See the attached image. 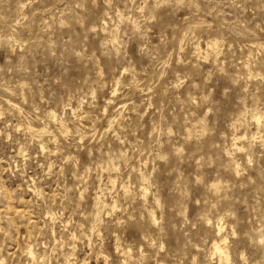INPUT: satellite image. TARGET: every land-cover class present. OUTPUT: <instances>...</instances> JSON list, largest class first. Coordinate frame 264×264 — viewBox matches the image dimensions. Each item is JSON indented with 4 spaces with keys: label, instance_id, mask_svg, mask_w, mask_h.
I'll return each instance as SVG.
<instances>
[{
    "label": "rangeland",
    "instance_id": "374dc122",
    "mask_svg": "<svg viewBox=\"0 0 264 264\" xmlns=\"http://www.w3.org/2000/svg\"><path fill=\"white\" fill-rule=\"evenodd\" d=\"M220 237L264 264V0H0V264Z\"/></svg>",
    "mask_w": 264,
    "mask_h": 264
},
{
    "label": "bare ground",
    "instance_id": "6f19581e",
    "mask_svg": "<svg viewBox=\"0 0 264 264\" xmlns=\"http://www.w3.org/2000/svg\"><path fill=\"white\" fill-rule=\"evenodd\" d=\"M218 44V43H217ZM216 45V43H215ZM219 46V45H218ZM198 50V49H197ZM198 53V52H197ZM11 103V102H8ZM14 104V103H13ZM18 107V106H17ZM11 108V107H10ZM15 109V108H14ZM54 117V116H53ZM222 228H218V236H221ZM211 255H216L219 258V261L223 264H229V252L226 246V239L220 237L219 241H214L210 248ZM32 252H30L31 254Z\"/></svg>",
    "mask_w": 264,
    "mask_h": 264
}]
</instances>
